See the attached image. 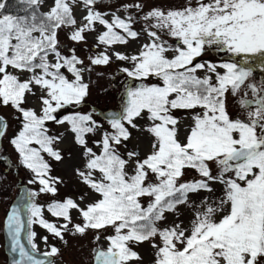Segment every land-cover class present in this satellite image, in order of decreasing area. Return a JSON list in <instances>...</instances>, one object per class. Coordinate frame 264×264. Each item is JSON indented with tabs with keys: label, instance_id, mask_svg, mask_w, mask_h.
<instances>
[{
	"label": "snow or ice",
	"instance_id": "obj_1",
	"mask_svg": "<svg viewBox=\"0 0 264 264\" xmlns=\"http://www.w3.org/2000/svg\"><path fill=\"white\" fill-rule=\"evenodd\" d=\"M45 2L17 0L23 5L18 9L24 12L20 15L13 14L8 0H0V104H10L23 118L22 127L10 143L21 163L34 173L29 183L38 180L40 193L55 194L54 184L59 178L48 175L50 165L41 152L61 161L62 153L53 145L62 136L48 135L45 122L67 123L86 158L84 170L76 169V174L99 199L83 208L71 198L49 204L48 211L65 221L59 227L42 218L41 207L33 202L39 193H30L27 202L22 199L13 205L3 225L10 239V251L15 254L11 264H52L51 260L33 255L38 248L32 225L38 223L63 240L64 232L72 224V210L83 221L72 225L74 234L84 235L89 229L107 227L114 230V234L105 237L106 250H93L94 264L139 261L142 258L130 244L143 242H151L155 249L153 264H261L264 81L250 82L253 70L244 66L239 57L249 54L264 57V0H195L194 4L188 0L182 8L153 7L144 13L140 19L145 22L142 31L148 41L135 54L113 55L119 61L131 62V67L121 69L127 77L135 80L155 77L161 83L125 86L121 111L106 117L112 131H105L101 140L94 141L101 146L99 154L87 146L85 139L101 127L91 112L77 111L60 119L55 115L70 105L82 104L89 92L84 73L91 68L83 66L84 61L74 50L69 56L59 50L58 30L76 24L72 6L78 0H53L47 11H41ZM79 3L86 15L84 23L70 33L71 40L84 41V33L94 30L97 22L105 28L97 40L107 47L127 44L129 39L141 36L133 28L135 17L121 18L113 13L109 21L105 14L94 9L97 0ZM143 7L140 3L123 5L126 10ZM165 36L174 43H169ZM206 50L229 53L237 59L194 63ZM89 60L91 65H107L112 56L106 49ZM261 64L264 65V59ZM62 69L71 73L73 79ZM198 70H203L204 75H197ZM23 73L29 74L26 79H21ZM35 87L42 93L39 114L33 108L23 107L26 96L35 94ZM229 92L238 97L244 119L233 118L227 111ZM197 108L201 111H194ZM174 110L193 111L192 125L183 142L179 139L180 121L172 114ZM145 117L150 123L142 130L153 137L150 152L140 158L138 151L131 150L124 158L118 146L131 138L129 127L140 130L135 120ZM6 128V121L0 117V137L5 136ZM210 162L216 166L215 175ZM185 169L195 170L200 178L181 182ZM213 184L222 186V194L216 199H212ZM202 191L209 195L198 203L190 199V195ZM145 197L149 198L146 206L141 202ZM180 206L192 213L187 226L180 220ZM22 209L27 211L26 239L31 251L22 242L25 228ZM168 214L174 216V221L160 227ZM43 239L47 243V237ZM59 252L51 246L41 255L48 258Z\"/></svg>",
	"mask_w": 264,
	"mask_h": 264
},
{
	"label": "rangeland",
	"instance_id": "obj_2",
	"mask_svg": "<svg viewBox=\"0 0 264 264\" xmlns=\"http://www.w3.org/2000/svg\"><path fill=\"white\" fill-rule=\"evenodd\" d=\"M187 2L188 0H97L94 9L105 14V17L107 16L109 21H111L113 13L119 15L121 18L131 15L135 17L137 21L133 25L134 30L141 32V36L138 39H129L127 44H115L110 47L100 44L97 40L98 35L105 31L104 26L100 25L98 22L94 24V30L86 31L84 33V41L76 42L69 38L70 33L84 23L83 17L86 15L84 6L82 3H79V0L77 4L72 6L74 19L76 20V23L80 22V26H62L61 29L58 30V40L60 44L59 50L61 54L65 56L71 55V50H74L75 54L84 61L83 66L91 68L90 72L84 73V80L86 83H89V92L82 104L70 105L59 110L55 115L59 117L60 115H66L77 111L81 113L91 112L93 119L97 120L101 127L94 134H87L85 139L87 140V146L92 148L97 154L100 153L101 146L94 143V141L101 140L102 134L105 131L111 132V127L107 119H104L101 116V113L107 111L118 113L121 111L126 85L138 86L141 83H150V80L137 81L127 77V74L122 72L121 69L124 67H131V62L119 61L115 58L113 53L121 52L126 55L135 54L140 46L148 41L146 33L142 31L145 22L141 20L140 17L150 8L158 7L165 10L182 8ZM52 3L53 0H46L41 11H47ZM136 3L142 4L144 6L143 9L138 10L136 8H130L126 10L123 8V5L125 4ZM194 3L195 0H193V4ZM77 6H79L80 13L75 10V7ZM164 38L168 39L169 43H174L172 38L167 36ZM106 49L108 54L112 56L111 62L107 65H91L89 57L94 56L99 52H104ZM169 55H172V53H169ZM259 57L264 59L261 55H259ZM49 59L54 60V57L50 56ZM236 59V56L229 53H217L215 50H206L202 56L195 60L194 63L205 61L219 63L225 60ZM239 59L244 66L251 67L248 58ZM245 61H247L246 64ZM78 67H80V65H78ZM252 70L253 77L250 82L259 83L264 81V69L258 70L252 68ZM62 71L69 79H73L72 74L68 73L66 69H62ZM197 75L203 76L204 71L198 70ZM27 77L28 73L21 74V79H26ZM156 81L159 82L158 80ZM34 92V95L28 94L26 96V101L23 107L33 108L39 114L41 110L40 96L42 93L38 87L34 88ZM242 94L243 93H241V95ZM250 95L251 94L249 93V96ZM237 99L238 97H234L231 92L226 94L227 111L233 118L240 116L241 119H244L242 110L237 104ZM194 111L199 112L201 110L195 109ZM172 114L179 118V139L183 142L192 125L191 116L193 115V111H173ZM0 115L6 119L8 124L0 148V264H6V254L3 250L2 237L3 220L10 203L18 194L21 186L27 187L29 193H39L34 197L33 202L41 207L42 218L50 223L56 224L58 227L64 224L65 221L62 217L53 216L51 212L48 211L47 205L56 201L63 202L66 198H71L83 208L86 204L99 199V195L94 193L86 184H84L76 174V169L84 170L83 166L86 162V158L83 154V147L74 142L73 133L69 130L67 123L63 125L49 124L50 131L48 135L62 136V140L56 142L53 147L61 151L63 159L61 161H56L47 153L41 152L44 160L50 165V172L48 175L59 178V182L54 184L57 189L55 194L40 193L39 189L41 185L39 184V181L37 180L35 183H29V181L33 180L34 173L21 163L20 157L17 155L14 146L10 143L11 138H13L22 127V116L11 105L4 106L2 104H0ZM135 123L139 126L140 130L129 127L131 138L118 146V150L124 158H127V151L136 150L139 152L140 158H143L151 150L150 144L153 137H151L147 131L142 130L150 122H148L145 117V119L135 120ZM61 143L65 144L64 147L61 146ZM32 146L39 147L35 144ZM209 166L212 169L213 175H215L217 171L215 164L210 162ZM127 170L131 174L132 167L129 166ZM194 172L195 170L185 169V174L181 182L193 178H200ZM95 175L98 177L99 173H95ZM150 178L154 179V177ZM212 187L215 189L212 199H216L222 194V186L219 184H213ZM207 195H209V193L202 191L199 195H190V199L198 203L202 197ZM81 197L84 199L81 200ZM142 202L145 203L144 205L146 206L149 202V198L145 197L142 199ZM178 211L180 213V220H182L185 226H187L192 216L191 211L184 206H180ZM70 214L72 217V224H69V230L64 232L63 240L48 232L46 228L38 223L32 225V230L36 233L34 242L37 245L38 252L43 253L50 250L51 246H55L60 252L58 255L51 257L52 264H93V250L97 248L106 250L108 247V241L105 237L114 234V230L111 227H107L103 230L89 229L84 235L74 234L71 230L72 225L77 223L82 224L83 221L76 210H72ZM174 219L175 218L172 214H168L167 220L159 226L164 227L165 225L172 223ZM97 236L99 239H96ZM44 237H47V243H45L43 239ZM156 242H159V237L156 238ZM130 247L142 258L139 261L132 260L130 261V264H153L155 249L151 246V242H143L138 245L130 244ZM261 264H264V261H262Z\"/></svg>",
	"mask_w": 264,
	"mask_h": 264
},
{
	"label": "water",
	"instance_id": "obj_3",
	"mask_svg": "<svg viewBox=\"0 0 264 264\" xmlns=\"http://www.w3.org/2000/svg\"><path fill=\"white\" fill-rule=\"evenodd\" d=\"M110 113H113V112L107 111L105 113H101V116L105 119ZM0 117H2V116H0ZM2 138L3 137H0V146H1ZM29 194L30 193H29L27 187L21 186L20 189H19L18 194L15 196L13 201L10 203L8 211L11 210L13 205H16V204L20 203L22 199L25 202H27V198H28ZM22 218L24 219V222H25V228H24V231L22 232V242L25 244V247L28 248L29 251H31V247L28 245V242H27V239H26V234H27V231H28L27 211H26V209H22ZM5 219H6V216H5L4 220H3V225H4ZM2 237H3V250H4L5 254H6V264H11V260H12V258H13V256L15 254L10 251V239H9V237L7 235V229L4 226H2ZM33 255H35L38 259H48V260L52 259L51 257H48V258L43 257L41 255V253L38 252V251L34 252ZM93 264H94V258H93Z\"/></svg>",
	"mask_w": 264,
	"mask_h": 264
},
{
	"label": "trees",
	"instance_id": "obj_4",
	"mask_svg": "<svg viewBox=\"0 0 264 264\" xmlns=\"http://www.w3.org/2000/svg\"><path fill=\"white\" fill-rule=\"evenodd\" d=\"M8 3L10 6H12V12L13 14H20V15H23L24 12L23 11H18V9H22L23 8V5H19L17 3V0H8ZM7 11V9L5 10ZM260 54H249L248 56H241L239 58H248V61H249V64L252 68L254 69H258V70H261L264 68V65L261 64V61H262V58L259 57ZM133 79V78H132ZM135 80V79H134ZM143 80H150V83L149 84H152L153 83V77L151 78H147V79H143ZM137 81H141V80H137ZM10 105V104H9ZM174 111H177V110H174ZM112 131V129H110ZM191 170V169H190ZM196 175H198V173H196V171L194 172ZM199 176V175H198ZM144 199V198H142ZM142 202V201H141ZM142 204H145L142 202Z\"/></svg>",
	"mask_w": 264,
	"mask_h": 264
},
{
	"label": "bare ground",
	"instance_id": "obj_5",
	"mask_svg": "<svg viewBox=\"0 0 264 264\" xmlns=\"http://www.w3.org/2000/svg\"><path fill=\"white\" fill-rule=\"evenodd\" d=\"M75 10H76V12L80 13L79 6L75 7ZM73 15H74V14H73ZM105 18L109 20V18H108L107 16H106ZM76 19H77V17H76ZM75 25H76V26H80V22H79V23L77 22ZM140 47H141V46H140ZM28 75H29V74H28ZM61 144H62V143H61ZM64 145H65V144L63 143L61 146L64 147Z\"/></svg>",
	"mask_w": 264,
	"mask_h": 264
}]
</instances>
